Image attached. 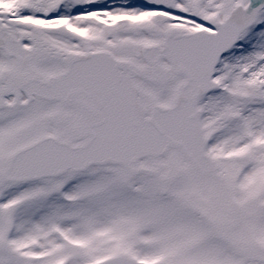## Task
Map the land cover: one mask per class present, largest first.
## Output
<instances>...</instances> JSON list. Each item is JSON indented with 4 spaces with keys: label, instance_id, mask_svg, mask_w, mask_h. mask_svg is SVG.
<instances>
[{
    "label": "snow or ice",
    "instance_id": "obj_1",
    "mask_svg": "<svg viewBox=\"0 0 264 264\" xmlns=\"http://www.w3.org/2000/svg\"><path fill=\"white\" fill-rule=\"evenodd\" d=\"M0 264H264V0H0Z\"/></svg>",
    "mask_w": 264,
    "mask_h": 264
}]
</instances>
